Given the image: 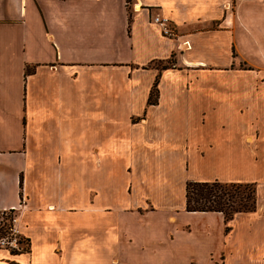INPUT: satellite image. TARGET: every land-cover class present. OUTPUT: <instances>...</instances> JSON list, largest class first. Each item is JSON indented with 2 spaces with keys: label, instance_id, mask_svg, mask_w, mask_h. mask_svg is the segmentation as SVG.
<instances>
[{
  "label": "crops",
  "instance_id": "0c3cea01",
  "mask_svg": "<svg viewBox=\"0 0 264 264\" xmlns=\"http://www.w3.org/2000/svg\"><path fill=\"white\" fill-rule=\"evenodd\" d=\"M247 168H264V0H0V211L26 242L0 264H264V170L254 210H184L187 181Z\"/></svg>",
  "mask_w": 264,
  "mask_h": 264
},
{
  "label": "trees",
  "instance_id": "16d2710c",
  "mask_svg": "<svg viewBox=\"0 0 264 264\" xmlns=\"http://www.w3.org/2000/svg\"><path fill=\"white\" fill-rule=\"evenodd\" d=\"M125 1L126 4L129 2V0ZM31 71L29 68L25 69V73ZM156 83L157 77L152 82L148 93L146 101L148 105L156 103ZM183 197L185 211L219 212L223 215L224 222L229 221L235 212L252 211L255 208V187L250 182L187 181L184 184ZM11 212V209L0 211V223H2L0 235L7 227L5 220L11 216Z\"/></svg>",
  "mask_w": 264,
  "mask_h": 264
},
{
  "label": "built area",
  "instance_id": "2783aa9c",
  "mask_svg": "<svg viewBox=\"0 0 264 264\" xmlns=\"http://www.w3.org/2000/svg\"><path fill=\"white\" fill-rule=\"evenodd\" d=\"M152 22L157 26L163 36H175V32L169 24V20L167 18L159 15H154L152 17ZM12 213L13 212H11V216L5 220V222L7 223V227L5 228L4 233L0 235V247L9 249L10 251H24L26 250V242L14 226L15 215H13ZM1 225L2 223H0V226Z\"/></svg>",
  "mask_w": 264,
  "mask_h": 264
},
{
  "label": "rangeland",
  "instance_id": "374dc122",
  "mask_svg": "<svg viewBox=\"0 0 264 264\" xmlns=\"http://www.w3.org/2000/svg\"><path fill=\"white\" fill-rule=\"evenodd\" d=\"M151 66L153 67V68H156L157 70H159L160 68H162V67H165V66H167V67H169L170 66V62H169V60L168 61H158V62H153L152 64H151ZM249 159H253V158H249ZM256 169H258V170H264V168H262V169H260V168H247V172H245L244 173V175H246V177H248L247 179H252L253 178V180H247L248 182H250V183H253L254 184V187H255V192H259V189L257 190V182H259V180L261 179V176H260V174L258 173H256V172H254V175L253 176H250L249 177V175H251V173L254 171V170H256ZM256 182V183H255ZM174 195H173V198L171 197V200L173 201V203H178V202H180L181 201V195L179 196V191L176 189V190H174ZM260 193V192H259ZM262 193H263V195H264V187L262 188ZM12 214L13 215H15L16 213H15V211L14 210H12ZM233 224H229L228 226H232ZM234 227H233V229H235L234 230V234H233V238H234V240L235 241H239V238H240V234H239V232H236L237 231V228H238V226L235 224V225H233ZM236 232V233H235ZM233 238H232V240H233ZM231 257L228 259V264H236V262L234 261V256H233V253H232V255H230ZM226 263V264H227Z\"/></svg>",
  "mask_w": 264,
  "mask_h": 264
}]
</instances>
